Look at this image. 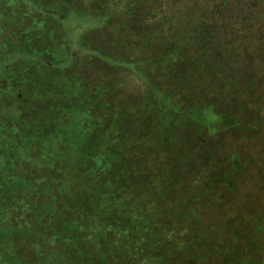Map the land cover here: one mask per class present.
Returning <instances> with one entry per match:
<instances>
[{
    "label": "trees",
    "instance_id": "trees-1",
    "mask_svg": "<svg viewBox=\"0 0 264 264\" xmlns=\"http://www.w3.org/2000/svg\"><path fill=\"white\" fill-rule=\"evenodd\" d=\"M239 2L0 0V264H262L264 28Z\"/></svg>",
    "mask_w": 264,
    "mask_h": 264
},
{
    "label": "rangeland",
    "instance_id": "rangeland-1",
    "mask_svg": "<svg viewBox=\"0 0 264 264\" xmlns=\"http://www.w3.org/2000/svg\"><path fill=\"white\" fill-rule=\"evenodd\" d=\"M241 4L243 3H247L251 9L250 11L254 12V14L252 16H254V18L256 19V23L253 24L255 27H258V28H264V0H240ZM234 9V7H233ZM235 29L238 28V26H234ZM243 31V30H242ZM241 31V32H242ZM238 35H240V33ZM258 64V63H257ZM240 226H238L235 230H231L230 229V232L232 233L233 231L235 232H239V230H241V228H239ZM243 230H246L245 228H243ZM234 232V233H235ZM223 234H228V232H223ZM226 236V235H225ZM262 250V248H261ZM263 252H264V247H263ZM214 256H215V253L213 252ZM263 259V258H262ZM261 264V263H260ZM262 264H264V259H263V262Z\"/></svg>",
    "mask_w": 264,
    "mask_h": 264
}]
</instances>
